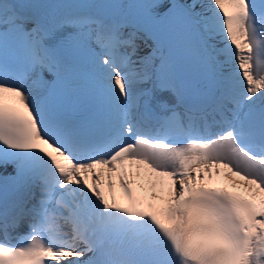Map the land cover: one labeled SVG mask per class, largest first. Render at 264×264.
Here are the masks:
<instances>
[{"label": "snow or ice", "instance_id": "snow-or-ice-1", "mask_svg": "<svg viewBox=\"0 0 264 264\" xmlns=\"http://www.w3.org/2000/svg\"><path fill=\"white\" fill-rule=\"evenodd\" d=\"M0 264H264V0H0Z\"/></svg>", "mask_w": 264, "mask_h": 264}]
</instances>
